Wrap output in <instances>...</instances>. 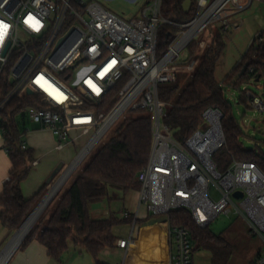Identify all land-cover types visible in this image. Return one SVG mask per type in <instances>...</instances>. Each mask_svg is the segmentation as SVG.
Returning <instances> with one entry per match:
<instances>
[{"label":"built area","instance_id":"1","mask_svg":"<svg viewBox=\"0 0 264 264\" xmlns=\"http://www.w3.org/2000/svg\"><path fill=\"white\" fill-rule=\"evenodd\" d=\"M163 1L145 0L139 14L126 19L95 0H0V25L7 26L0 29V79L10 84L0 113L15 99L27 100L20 111L59 140L68 141L73 129L90 134L75 162L130 107L146 109L153 119V145L137 176L140 203L155 215L186 208L201 228L233 211L264 238V172L255 162L239 160L220 172L214 160L226 144L223 112L206 108L200 126L180 142L164 122L168 103L159 97L161 84L176 81L181 68L196 67V61L182 66L184 48L218 20L228 30L229 10L245 9L252 0H195L196 13L186 22L167 19ZM166 24L180 30L158 56L159 34ZM117 86L116 101L102 110ZM243 89L251 106L264 113V96L247 85ZM22 148H28L24 140ZM237 191L242 197L234 195ZM170 236L175 247L171 264H196L191 232L171 226ZM129 242L118 244L126 248ZM252 264H264V252Z\"/></svg>","mask_w":264,"mask_h":264},{"label":"trees","instance_id":"2","mask_svg":"<svg viewBox=\"0 0 264 264\" xmlns=\"http://www.w3.org/2000/svg\"><path fill=\"white\" fill-rule=\"evenodd\" d=\"M184 2L185 0H164V16L177 22L192 19L196 13V2L192 0L188 11L184 9ZM210 26L203 34L209 32ZM179 30L180 28L171 24L162 27L158 56L166 53L173 36ZM225 33L223 28L213 32L209 44L202 52H198V39L189 44L188 52L196 55L198 63L192 72L191 81L180 93L177 94L176 81L160 85L159 97L168 103L164 122L169 125L177 141L185 142L202 123L204 110L208 107L219 108L224 114L222 125L226 144L214 155L218 170L224 172L234 160H239L255 162L264 172V151L258 153L244 146L241 141L242 126L233 116V106L226 98L227 88L238 89L241 91L240 101L249 106L250 101L243 85L252 80H264V30L256 35L241 61L220 83L216 78V71L226 50ZM244 66H247L246 72L234 82L235 75ZM119 88L117 86L111 90L109 99H115ZM9 89L7 80L0 79V101ZM27 103V100L15 99L0 113V128L6 129L5 147L13 164L11 176L0 194V219L2 225L12 232L19 229L46 194L47 188V185L44 186L32 198H25L22 192V181L31 170L32 151L22 148V133L16 115ZM134 111H140L141 114L125 118L120 123L70 187L58 194L44 210L22 245L38 238L46 246L48 253L61 264L63 256L73 245L87 250L95 259V264H107L100 261L99 254L103 249L115 245L117 238L113 228L133 223L134 217L112 213L107 217L93 218L91 210L95 203L112 199L113 192L127 193L140 188L137 176L147 164L152 150L153 119L146 109ZM54 202L57 204L52 208ZM169 216L171 226H183L191 232L194 253L203 248L211 253L212 264H230L233 245L222 234L213 233L209 227L197 226L186 208L172 210Z\"/></svg>","mask_w":264,"mask_h":264},{"label":"crops","instance_id":"3","mask_svg":"<svg viewBox=\"0 0 264 264\" xmlns=\"http://www.w3.org/2000/svg\"><path fill=\"white\" fill-rule=\"evenodd\" d=\"M131 1L139 4L138 15L145 0ZM226 38L227 34H225V40ZM245 53H243V55ZM185 59L186 57L181 55V63L184 64ZM197 60L198 58L196 57L193 60L196 61V65ZM236 65L233 66L229 73L234 70ZM195 68L192 71H183L192 73ZM25 118L18 123L22 133L21 138L27 142L28 148L32 151V159L30 162L31 170L28 176L22 181L21 187L25 198H32L44 188V186L49 184L47 180L58 162L61 160H67L68 162H71L70 164L74 162L78 156H76V153L78 146L81 143L80 140L84 136L90 134H81L80 130L73 129L70 135L71 140L63 142L50 130L41 129L30 119V117L28 120ZM5 142L6 139L4 133L0 128V194L4 188V184L11 176L10 173L13 167L9 153L5 147ZM64 161H62V163H64ZM114 197L124 198L122 213H117L112 207L103 209L99 203L105 201V199L92 206L91 215L93 210H96L99 214H103V217L110 216L112 213L122 216L127 213V215L134 217V222L116 225L113 228L114 235L117 238L116 243L114 246L107 247L100 252V261L107 264H171L172 254L174 253L175 247L170 236L171 221L169 214L155 215L149 210L147 205L141 204L139 200V189H132L127 193H124L123 196L115 195ZM12 233V231L6 229L2 225L0 219V254L5 249H8L10 241L13 238L12 237L9 240ZM122 239L130 240L128 247L122 248L119 246L118 241ZM22 243L12 253L7 264H61L56 258L48 253V249L38 240V238L32 239L25 245H22ZM62 261V264H95L94 258L87 262L85 249L74 247L73 245L70 247L69 251L65 253ZM254 261H251L250 264Z\"/></svg>","mask_w":264,"mask_h":264},{"label":"rangeland","instance_id":"4","mask_svg":"<svg viewBox=\"0 0 264 264\" xmlns=\"http://www.w3.org/2000/svg\"><path fill=\"white\" fill-rule=\"evenodd\" d=\"M85 1L87 2L90 0H85ZM95 1H99L105 7L122 15L126 19L135 17L137 15L139 8V4L131 0H95ZM243 1L247 2L248 0H243ZM226 21L230 23V27L228 28V30L225 31L226 32L225 34H227V38H226L227 45H226L225 53L222 56L221 60L219 61L216 71V78L220 83L223 81V79L229 73V71H231L233 66H235L238 63L243 53H245V51L248 49L250 43L253 41L256 35L264 29V0H252L250 6H248L245 9L229 10V15L226 18ZM222 25H223L222 20H218L217 22L212 23L209 32H206L204 34L202 33L198 36L197 38L198 52H202L206 48V46L209 44L213 36V32L221 28ZM201 35L202 37H200ZM188 47L189 45L186 48H184L182 52V56L186 57L185 63L184 64L181 63L182 66L186 65L187 63L191 64L196 57V55L189 54ZM191 79H192V73L185 72L183 71L182 68L178 71L177 80L176 82H174L178 87L177 94L180 93L181 90H183V88L191 81ZM260 82L258 83V81L252 80L247 83V86L254 93L264 96V85H263L264 80H261ZM118 94L119 91L115 95V99L111 98L110 104L108 106L107 104L104 105L101 109L102 110L109 109L110 105H112L116 101ZM226 94H227L226 98L228 102L233 106V111H232L233 116L242 126L243 134H241V141L243 142L244 146L258 153L261 152V150L264 151V113L260 112L257 108L251 105L247 106L244 102L240 101V97H241L240 90L227 88ZM134 110L136 109L130 107L119 119V121L114 125V127L105 136H103L100 139V141L94 146V148L90 151V153H88L85 156V158L80 162V164L77 165V168L68 177V179L63 184L57 195L62 194L65 190H67L70 187L73 180L82 171V169L91 159V157L97 152L101 144L105 142L110 137V135H112L115 132V130L118 128L120 123L125 118L135 117L141 114L140 111H134ZM16 117H17V121L21 122V120H23L25 117H26L25 119L28 120L30 116L27 113H23L20 111L17 113ZM89 138L90 135L84 136L80 140L81 143L78 146L76 156L84 149V147L86 146L85 144L88 142ZM69 140H71V137L69 138ZM62 161L64 160H61L60 162L57 163L55 169L62 163ZM70 163L71 162H68L67 160L64 161V165L61 169V172L56 176V178L53 180L52 183L47 185L46 194L49 192L50 188L57 182L59 177L65 172V170H67V168L71 165ZM211 190L213 193L218 194V190L214 183H212L211 185ZM46 194H44L42 199L46 196ZM115 195L123 196L124 193L119 191L113 192L112 199H106L105 201L99 204L101 207H103V209L112 207L113 210H115L117 213L120 214V212L124 207V198L114 197ZM56 204L57 202H54L52 204V208L55 207ZM92 215L93 218H101L104 216L103 214H99L96 210H93ZM209 229L217 235L222 234L232 243L233 254L230 259V264H250L251 261H254L259 257V255L261 254L260 252L262 251L264 252V238L255 231H253L250 228L249 224L247 223L246 219L238 213H234L232 211L230 214H226V213L220 214L209 225ZM16 232L17 230H15L11 234L9 240L13 237V235ZM85 254H86L87 262L88 260H93V257L87 250H85ZM194 256H195L196 264H212L211 253L203 248L198 249L195 252Z\"/></svg>","mask_w":264,"mask_h":264},{"label":"water","instance_id":"5","mask_svg":"<svg viewBox=\"0 0 264 264\" xmlns=\"http://www.w3.org/2000/svg\"><path fill=\"white\" fill-rule=\"evenodd\" d=\"M191 5H192V0H185V2H184V4H183V6H184V9L186 10V11H188L189 9H190V7H191ZM246 70H247V66H244L243 68H242V70L238 73V74H236L235 75V77H234V82H236L245 72H246ZM86 156V155H85ZM85 157H83L82 159H81V161L84 159ZM80 161V162H81ZM80 162L79 163H77L78 165L80 164ZM74 164V162L67 168V170L72 166ZM63 165H64V163H61L53 172H52V174L50 175V177L48 178V180H47V182L50 184V183H52L53 182V180L56 178V176L61 172V169H62V167H63ZM77 168V167H76ZM75 168V169H76ZM75 169H73L71 172H70V174H69V176L72 174V172L75 170ZM67 170H65V172L59 177V179L57 180V182L50 188V190H49V192L46 194V196L40 201V203L32 210V212L29 214V216L26 218V220L22 223V225L19 227V229L17 230V232L14 234V236H13V238H12V240L14 239V237L17 235V233L23 228V226L25 225V223L32 217V215L40 208V206L42 205V204H44L43 205V207H42V209L40 210V212L38 213V215H37V217L34 219V221H33V223H32V225L29 227V229H28V231H27V233H26V235H25V237L28 235V233L30 232V230H31V228L33 227V225L35 224V222L37 221V219L40 217V215L44 212V210L52 203V201L54 200V198H55V196L57 195V193L59 192V190L61 189V187L63 186V184L66 182V180L68 179V177H67V179L65 180V182L62 184V186L60 187V188H58L56 191H54V188H55V186L58 184V182L61 180V178L64 176V174L66 173V171ZM236 197H242V192L241 191H237V192H235V194H234ZM25 237L21 240V242L18 244V246L16 247V249L20 246V244L22 243V241L25 239ZM12 240L10 241V243L12 242ZM15 249V250H16ZM14 250V251H15Z\"/></svg>","mask_w":264,"mask_h":264},{"label":"bare ground","instance_id":"6","mask_svg":"<svg viewBox=\"0 0 264 264\" xmlns=\"http://www.w3.org/2000/svg\"><path fill=\"white\" fill-rule=\"evenodd\" d=\"M87 151H88V148L85 149L81 153V155L74 162V164L66 171V173L64 174V176L61 178V180L55 186L54 191H56L58 188H60L62 186V184L65 182V180L69 176L70 172L77 167V165H78L77 163H79L81 161V159L86 155ZM43 205L44 204H42L40 206V208L32 215V217L25 223V225L23 226V228L14 237V239L12 240V242L9 244L8 249L5 250L4 253L2 254V256L0 258V264H5L7 262V260L10 258V256L12 255V253L14 252V250L16 249V247L18 246V244L25 237V235H26L29 227L32 225L34 219L37 217V215L40 212V210L42 209Z\"/></svg>","mask_w":264,"mask_h":264},{"label":"snow or ice","instance_id":"7","mask_svg":"<svg viewBox=\"0 0 264 264\" xmlns=\"http://www.w3.org/2000/svg\"><path fill=\"white\" fill-rule=\"evenodd\" d=\"M6 27H7V26L0 25V29H4V30H6ZM2 35H3V31H0V38H2Z\"/></svg>","mask_w":264,"mask_h":264}]
</instances>
